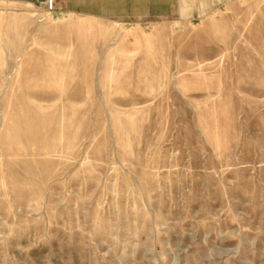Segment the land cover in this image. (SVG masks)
I'll use <instances>...</instances> for the list:
<instances>
[{
	"label": "rangeland",
	"instance_id": "1",
	"mask_svg": "<svg viewBox=\"0 0 264 264\" xmlns=\"http://www.w3.org/2000/svg\"><path fill=\"white\" fill-rule=\"evenodd\" d=\"M41 1L0 0V264H264V0Z\"/></svg>",
	"mask_w": 264,
	"mask_h": 264
},
{
	"label": "crops",
	"instance_id": "2",
	"mask_svg": "<svg viewBox=\"0 0 264 264\" xmlns=\"http://www.w3.org/2000/svg\"><path fill=\"white\" fill-rule=\"evenodd\" d=\"M37 2L41 0H19ZM59 5L71 13L81 9L80 1L86 2L84 14L99 18H119L122 20H141L163 16L175 7L176 0H57Z\"/></svg>",
	"mask_w": 264,
	"mask_h": 264
},
{
	"label": "built area",
	"instance_id": "3",
	"mask_svg": "<svg viewBox=\"0 0 264 264\" xmlns=\"http://www.w3.org/2000/svg\"><path fill=\"white\" fill-rule=\"evenodd\" d=\"M41 2V4L48 11H54L56 8V0H42Z\"/></svg>",
	"mask_w": 264,
	"mask_h": 264
}]
</instances>
